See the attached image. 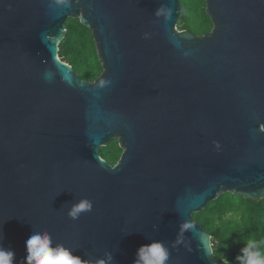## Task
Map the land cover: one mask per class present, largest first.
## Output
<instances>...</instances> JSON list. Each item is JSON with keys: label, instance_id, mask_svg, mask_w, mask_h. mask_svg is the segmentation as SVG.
Instances as JSON below:
<instances>
[{"label": "water", "instance_id": "obj_1", "mask_svg": "<svg viewBox=\"0 0 264 264\" xmlns=\"http://www.w3.org/2000/svg\"><path fill=\"white\" fill-rule=\"evenodd\" d=\"M206 4L213 28L198 35L175 28L181 0H0V247L13 264L34 230L91 264H133L153 241L166 264H219L193 214L226 192L264 198V0ZM70 17L92 32L94 81L59 56ZM115 138L112 164L100 149ZM81 198L92 210L72 220Z\"/></svg>", "mask_w": 264, "mask_h": 264}, {"label": "trees", "instance_id": "obj_2", "mask_svg": "<svg viewBox=\"0 0 264 264\" xmlns=\"http://www.w3.org/2000/svg\"><path fill=\"white\" fill-rule=\"evenodd\" d=\"M181 2L185 23L190 25L192 21L195 23L192 29L199 33L204 32L208 25L204 22L198 7L200 0ZM196 19H199L200 24ZM67 26L68 32L60 43L59 56L75 70L78 67L81 70L79 75L83 79L92 80L99 73L101 64L92 32L78 19L67 20ZM115 142H111L100 151L102 157L112 164L116 163L122 153ZM193 217L204 224L208 233L212 235L213 256L219 264H223L222 256H226L230 264H239L235 258L249 238L264 240V198L254 200L228 192L211 201ZM237 217L240 218L239 222L236 220Z\"/></svg>", "mask_w": 264, "mask_h": 264}, {"label": "clouds", "instance_id": "obj_3", "mask_svg": "<svg viewBox=\"0 0 264 264\" xmlns=\"http://www.w3.org/2000/svg\"><path fill=\"white\" fill-rule=\"evenodd\" d=\"M156 15H160L159 9L156 11ZM144 38H147V34ZM92 207L93 202L91 200L81 198L71 204L67 215L70 219L76 220L81 213L91 211ZM236 220L239 222L240 218L237 217ZM0 238H3L2 232H0ZM25 247L26 255L22 264H91L90 261L73 255L72 250L61 244L53 246L52 239L46 231L34 230L25 241ZM168 256L169 253L163 243L153 241L150 244L141 245L137 249L133 264H166ZM14 258V251L0 247V264H13ZM222 259L223 264H230L226 256H222ZM235 259L239 261V264H264V240L258 241L249 238ZM111 260V254H106V258H100L97 264H110Z\"/></svg>", "mask_w": 264, "mask_h": 264}, {"label": "rangeland", "instance_id": "obj_4", "mask_svg": "<svg viewBox=\"0 0 264 264\" xmlns=\"http://www.w3.org/2000/svg\"><path fill=\"white\" fill-rule=\"evenodd\" d=\"M199 10H200V13H201V15L203 16V20H204V22L208 25V28L206 29V30H204V32H202V33H199V32H196L194 29H192L194 26H195V23L194 22H192L191 21V23H190V25L188 24H186L185 23V19H184V17H183V12H182V14H181V16H180V18H179V20H178V22L176 23V25H175V28L176 29H178L180 32H183V31H191V32H194V33H196V34H198V35H205V34H208V33H210L211 32V30H212V28H213V23H212V21H211V18H210V16L206 13V8H207V4H206V0H200V3H199ZM70 19H78V20H80L79 18H68V20H70ZM197 21H198V23L200 24V21H199V19H196ZM61 59H62V57H60ZM102 70H103V67H102V64H100V67H99V73H97L96 74V76H95V78L94 79H92V80H90V81H94L100 74H101V72H102ZM76 71L78 72V74H80V69L77 67L76 68ZM119 139H117V138H115V139H113L111 142H113V141H116L115 142V144L117 145V146H119L120 147V144H119V141H118ZM110 142V143H111ZM109 143V144H110ZM106 146H103V147H101V149H103V148H105ZM101 149H100V151H101ZM122 150V149H121ZM120 158V157H119ZM119 158L115 161L116 163L118 162V160H119ZM115 164V163H114ZM226 193H228V192H226ZM229 193H231V192H229ZM233 194V193H232ZM195 214V213H194ZM194 214H193V216H194Z\"/></svg>", "mask_w": 264, "mask_h": 264}]
</instances>
